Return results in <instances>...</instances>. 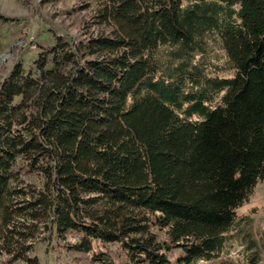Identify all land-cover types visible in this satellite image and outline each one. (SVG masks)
Wrapping results in <instances>:
<instances>
[{
    "label": "trees",
    "instance_id": "trees-1",
    "mask_svg": "<svg viewBox=\"0 0 264 264\" xmlns=\"http://www.w3.org/2000/svg\"><path fill=\"white\" fill-rule=\"evenodd\" d=\"M77 1L103 29L0 79V264H36L43 233L92 264H197L238 227L259 264L236 209L264 186V0Z\"/></svg>",
    "mask_w": 264,
    "mask_h": 264
},
{
    "label": "rangeland",
    "instance_id": "rangeland-1",
    "mask_svg": "<svg viewBox=\"0 0 264 264\" xmlns=\"http://www.w3.org/2000/svg\"><path fill=\"white\" fill-rule=\"evenodd\" d=\"M96 9L95 2L83 7L77 0H0V79L15 63H21L24 70L31 68L38 54L51 46L56 37L78 43L90 33L101 31L103 26L95 23L93 17ZM27 179L36 182L37 177ZM236 215L251 219L246 230L257 244L259 264H264L263 184L258 182L254 186L247 201L236 209ZM109 247L114 252V247ZM177 252L173 249L170 257L173 259ZM247 253V243L238 227L231 231L221 257L197 264H243ZM29 255L36 259V264H92L87 254L67 250L62 240L50 233L39 236Z\"/></svg>",
    "mask_w": 264,
    "mask_h": 264
}]
</instances>
